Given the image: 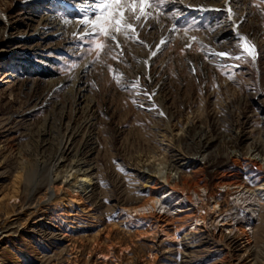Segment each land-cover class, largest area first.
Masks as SVG:
<instances>
[{"label":"rangeland","instance_id":"rangeland-1","mask_svg":"<svg viewBox=\"0 0 264 264\" xmlns=\"http://www.w3.org/2000/svg\"><path fill=\"white\" fill-rule=\"evenodd\" d=\"M89 1L0 0V217L11 224L0 264H264V190L249 224L234 199L237 183L264 182V0H164L139 22L126 10L135 34L113 31L115 40L83 35ZM50 15L65 27L42 30ZM69 140L73 152L57 168ZM80 158L96 184L69 217L45 187ZM159 170L177 191L126 211L148 198ZM231 173L236 185L219 184ZM33 183L43 185L34 194ZM21 204L36 210L16 220ZM187 205L205 224L161 218ZM42 218L65 237L30 248L17 234Z\"/></svg>","mask_w":264,"mask_h":264},{"label":"bare ground","instance_id":"bare-ground-1","mask_svg":"<svg viewBox=\"0 0 264 264\" xmlns=\"http://www.w3.org/2000/svg\"><path fill=\"white\" fill-rule=\"evenodd\" d=\"M89 3L91 4V8L89 7L90 4L86 6L87 9L84 10L86 12V14L87 13L91 14L93 11L96 10V4H95L94 0H90ZM42 22H43V25L41 26V29L44 30V31H47V32H49L50 30H52L54 28H56L57 31H60V30H62L65 27V23L59 21L56 18V16L55 17H53L51 15L47 16V17L44 18V20ZM249 44L253 45L251 43H249ZM85 69H86V63H83L81 68H80L79 73L76 76V79H75V82H74L73 86L80 84V78H81V76H83V73L85 72ZM78 91H76V92H78ZM82 101L83 100H81V96L78 95V99H77L78 103H77V105L80 104ZM71 142H70V140L68 142L65 141V144L60 149L61 150L60 151V155H59V158L57 159V163L55 164V166H57V168L62 164V162H65V160H67L65 158L69 157V155L72 154L73 147H72V143ZM84 145H88V144H84ZM77 152H79V151H77ZM84 156H85V154H84ZM249 163L254 165L255 162L253 161V158L249 159ZM85 164H86V162L84 161V159L80 158V159L76 160L75 163H71V165H68L69 167H73L74 166V168L75 167H79L75 171H73L72 174L65 173L64 175H61V172L59 170L55 169V172H54L55 175L54 176L52 175L51 177H49V179L47 181V185L45 187L46 188L45 190L47 191V194H48V199H47L48 202L52 201V202L60 203L63 209H68L69 210V212H68L69 213V217L78 215L76 211H78L80 209H77V208H81V206H82L81 198H80L81 194L84 193L86 190L91 189V187L94 184H96L94 182V177L92 176L93 172L91 173L92 168L88 167L89 165H87V164L85 165ZM70 170H69V172H70ZM232 173L230 175H226V174L222 175L221 178L219 179L220 180L219 184L221 183L224 186L236 185L235 182H234L235 176ZM170 177H168L167 174L164 173V170L159 172V176H151V177H149V179H148L149 185H147L148 186V190H149L148 191V198L141 204H138V205L132 204L130 206H126L125 207L126 211H130V212L135 211V212H140V214H141L142 211H144V210L147 211V209L149 210L151 208H155L156 205H160L161 206V203H164V202H161V201H163L164 198L167 199L168 197H170L173 194V191L176 192L177 188H178L177 187V179H172L173 177L172 178H170ZM174 180H176V181H174ZM37 181H38V179H37ZM55 182H60L62 184V186L57 187L55 185ZM181 184L185 185L186 182L183 181ZM197 186L199 187L200 185H197ZM42 187H43V185L41 183H35V184L33 183L31 185V193L34 194L37 191V189H40ZM165 188H167V189L162 193V194H164L165 197L162 196L161 199L158 198L156 196V194L160 195L161 193H159V191H161V190H163ZM234 188L237 189L236 191H234L235 194H236L234 196V199L236 201V204L239 205V208H242L241 214L244 215V221L246 222V224H249L250 221L254 222V220L258 216V213H257V209L258 208H257V206H260L259 199L257 198V195L260 192L257 193V191L264 190V182H262L260 185L257 186L256 189H253V190H251L252 188L251 189H249V188L246 189L245 187H243L242 185H240L238 183H237L236 186H234ZM199 189H197V190L200 191ZM56 190H57V193H56ZM61 191H62V193H61L62 195L60 197H58L57 195ZM168 192H169V194L166 195V193H168ZM72 193L74 195H71ZM175 199H174V201H175ZM29 201H31V200H29ZM25 202H27V201L25 200ZM181 202H183V201L182 200L179 201V203H181ZM75 206H77V208H75ZM164 206H162V208H164ZM174 206H176V204H174ZM13 210H14V216H16V220H18V217L20 219V216L22 214L23 215H25V214H29V215L34 214V211L36 209H34V207H30L29 204H27L26 206H24V204H21L20 206H16V205L13 206ZM243 210H246L247 213L243 212ZM162 212H163V209H162ZM256 214H257V216H256ZM193 217H194V207H192L190 205L189 206L187 205L185 209H181L174 216H172L170 218L165 216V215L161 216V218H163V220L167 221V224H169L171 222H175L176 223V222H182V221H184V222L185 221H187V222L191 221L190 225L195 224L194 225L195 229H197L196 228L197 226L205 224L204 223V219H202V218L194 219ZM7 218L8 217H5V216H4V218L2 216L0 217V243L1 242L9 243L11 241V239H10V234L11 233H8V232H10L8 230V227L11 224L7 223ZM45 219L46 218H42L41 221L39 222V224L36 223L35 225H33V223H32V224L28 225V229H24V230L19 231L18 234H17V236L19 237V240L24 241L30 248H32V242L31 241L34 240V239H37V238L45 240L46 243H50V242H53V241L54 242L55 241H60L62 238L64 239L65 235H61V233L59 234V232H57V229H53L55 227L51 228L50 222L49 221L46 222ZM222 226H224V225H222ZM40 227H42V229ZM243 227H244L245 232H247V231L252 232L251 231L252 228H250V227H248V226H246L244 224H243Z\"/></svg>","mask_w":264,"mask_h":264},{"label":"snow or ice","instance_id":"snow-or-ice-1","mask_svg":"<svg viewBox=\"0 0 264 264\" xmlns=\"http://www.w3.org/2000/svg\"><path fill=\"white\" fill-rule=\"evenodd\" d=\"M94 2L96 10L82 17L85 26L91 25L89 31L83 33V35L92 36L93 39H97L99 36H110L115 40L116 37L112 35L113 31L127 33L131 30L135 34L134 25L129 23L125 17L126 10L139 22L142 18L150 15L147 9L159 8L164 0H94ZM89 7L91 8V4ZM240 39L243 40V51L254 58L256 54L255 47L250 45L244 37H240ZM93 46L97 49L104 47L102 43H96ZM219 55L223 57L229 54L221 52ZM235 58L240 59L241 57L236 56ZM72 67H75V65H72Z\"/></svg>","mask_w":264,"mask_h":264}]
</instances>
